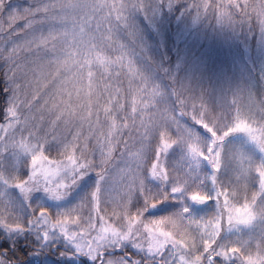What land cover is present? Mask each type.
Listing matches in <instances>:
<instances>
[{
  "label": "rangeland",
  "instance_id": "374dc122",
  "mask_svg": "<svg viewBox=\"0 0 264 264\" xmlns=\"http://www.w3.org/2000/svg\"><path fill=\"white\" fill-rule=\"evenodd\" d=\"M7 1L0 16L8 32L15 20L34 25L39 10L61 4L55 45L44 53L53 57L11 69L12 92L0 106V264H264V139H253L264 138V28L256 23L254 43H240L232 40L238 22L219 13L224 0L202 8L199 25L191 7L187 27L209 36L186 38L164 90V58L146 57L165 41L151 9L137 12L125 0H18L37 7L12 3L3 12ZM49 29L12 34L10 51L32 58ZM201 103L207 124L228 132L217 171L189 149L194 143L207 155L210 147V134L189 116ZM237 116L247 128L234 132ZM165 137L177 142L164 149ZM205 195L212 199L195 202ZM42 208L50 221L78 213L88 246L45 225ZM19 239L29 240L26 256L14 263Z\"/></svg>",
  "mask_w": 264,
  "mask_h": 264
},
{
  "label": "trees",
  "instance_id": "16d2710c",
  "mask_svg": "<svg viewBox=\"0 0 264 264\" xmlns=\"http://www.w3.org/2000/svg\"><path fill=\"white\" fill-rule=\"evenodd\" d=\"M127 6L132 9L136 10H141L143 7L151 9V13L153 14L152 16L154 17V22L153 24V30L154 32H163L165 34V41H160L159 43H155L154 45L149 46L147 49H149V56H146L148 61L154 60L155 62H158L161 57L164 58L159 65L158 69V74L163 77V88L164 90L166 87H172V69L176 61L179 60L180 54L183 52L184 48H187V41L185 43L186 38H189L192 34L193 36H203L204 38H208L209 34H203L199 32V29H202L203 27H197L201 22H203L206 19H202L203 17V12L201 9L203 6V0H125ZM218 0H215L213 5L216 6V2ZM261 1V0H260ZM23 1H18V0H9L6 3H2V10L5 11L9 5L14 3L16 6L20 7H27L30 6L31 8L37 7V5L23 2ZM37 2V0H36ZM225 5L227 7L228 4L230 3H235L237 5L239 4H257V0H224ZM45 4V3H44ZM61 4V3H60ZM60 4L55 6L51 11H45V10H39L38 14L36 12V18L39 20V23L35 22L34 25H30L29 23H25V21L22 20H15L14 26L11 28L12 30L5 31L3 30V27L5 26V21L6 18L0 16V90L4 88V84L6 81L7 85V94H10L12 91L11 86L8 85L10 82L8 78V74L11 71V69H15L17 71L20 69L22 66L25 65V63H28V59L31 60V64H35V61L38 60V58H44L45 61H48L47 58L53 57L49 56V54H44L46 53L47 48H53L56 42V35L52 36L51 34L53 33L52 31H56L57 25L59 23L60 17H57L56 14L58 13V10L60 8ZM197 9V12H201L200 16L201 19L197 22V25L192 28V26L187 27L189 23H192V20L190 18V8ZM191 8V10H192ZM249 9V10H248ZM190 10V11H191ZM77 11V10H76ZM248 11V12H247ZM78 12V11H77ZM251 13V8H246L245 10L241 11L239 16L236 15L235 9L232 10L231 16L234 17V19L238 22V25L240 26V33L235 32L234 37L236 39H232L234 41H239L240 43L243 42L242 39L245 37H248V40H252V43L257 39L259 33H257L258 27H256V23L258 24V21L255 17H249L245 13ZM250 19V20H249ZM177 20V22H176ZM210 20H213L210 18ZM243 20L247 21V24L245 28L243 29ZM62 23V22H61ZM78 23L74 20V24ZM194 23V22H193ZM193 23L191 25H193ZM178 24V25H177ZM181 24V25H180ZM47 25H53L54 29H49L48 30V37L44 41L45 43L42 45H38L35 49L31 51V53H35V55L32 56V58H27V56H21V54H15L10 51V47L8 46L9 39L13 37V39H16L18 35H23L26 33H31V30L34 29L37 26H41L46 29ZM247 27V28H246ZM56 28V29H55ZM95 24L92 27L94 30ZM90 27V30H92ZM197 29V31H196ZM52 30V31H51ZM5 33H8V36L5 35ZM56 33V32H55ZM142 33L148 34V32L142 28ZM15 36H13V35ZM189 34V35H188ZM60 35V34H59ZM150 36V35H149ZM144 37V35H143ZM194 42V41H193ZM186 44V45H185ZM196 44V43H194ZM193 45H190L192 47ZM235 46V45H233ZM183 49V50H182ZM182 50V51H181ZM227 51L228 48H225ZM44 51V52H43ZM181 51V52H180ZM37 52V53H36ZM164 52L168 55L165 56L163 55ZM242 54V52H240ZM231 55L232 53L229 52ZM49 56V57H48ZM47 57V58H46ZM167 57V58H165ZM188 58L187 60H189ZM25 60L24 63L22 61ZM154 63V62H153ZM15 72L13 71V75ZM161 85L159 86V88ZM6 93H0V106H3V99ZM2 234H0L1 238ZM24 240L29 241L28 239H23V240H17V242H14L13 245L15 247H10L14 248L13 251L10 253V259H13L14 261L24 259L26 254L24 253L21 245L23 244ZM32 243L35 244V241L30 240ZM31 248V247H30ZM3 249V246H0V250ZM34 249V248H31ZM50 252V251H49ZM51 253V252H50Z\"/></svg>",
  "mask_w": 264,
  "mask_h": 264
},
{
  "label": "snow or ice",
  "instance_id": "6c2138e0",
  "mask_svg": "<svg viewBox=\"0 0 264 264\" xmlns=\"http://www.w3.org/2000/svg\"><path fill=\"white\" fill-rule=\"evenodd\" d=\"M215 0H206L203 8L205 11H207L209 8L212 7L213 3ZM246 8H251L253 11L252 13H245L248 15L250 18L255 17L261 26V28H264V0H261L259 4H235V3H230L227 5V8L224 7L223 4L220 5L219 7V13L222 17L230 16L232 14V10L235 9V13L237 16H239L240 12L245 10ZM8 90L7 88H3L0 90V93H6ZM181 103H184V101H181ZM200 110L197 111L195 109L189 111V116L190 119L194 122V124L199 125L201 128L206 130L210 136L211 140L209 141L210 147L208 149V154L205 155L196 144H191L189 146L190 152L194 156H199L203 158V160L208 161L211 166L213 167L214 171H217L221 167V152H222V145L225 140V138L228 136V132L226 130H218L216 127V124L218 121H213L210 124H207V122L211 119V117L208 115V107L201 103L200 104ZM189 108H191V105L185 104V110L187 111ZM183 115V112L181 113ZM204 121L203 123H198L197 121ZM207 124V126H206ZM247 128V124L245 123V120L239 116L236 118V122L233 126V131H243ZM211 129V130H210ZM215 133V135H213ZM253 139L261 140L264 138L260 137H253ZM177 141L176 140H169L167 137H165L162 141L163 143V148L168 149L170 146L174 145ZM261 150H264V143L261 144ZM15 187L22 190V191H27L31 192L33 189L31 187L25 188L23 184L17 183L15 184ZM262 187H264V181H262ZM48 191L47 189H45ZM54 195H60L61 191L59 190H53L51 191ZM95 195V193H93ZM209 199H212L210 196H202L200 199L195 200V202H205L208 201ZM154 205L153 207H155ZM51 215V213H45V210L42 208L40 209L38 213L39 219L43 220L45 225L51 224L54 228L60 229L62 232H64L67 236L73 239H78L82 240L83 244L87 247L89 241L87 239H84V234L82 230H80L77 225L74 223L76 219H78L79 214L76 213L75 211L73 212H66L63 213V215L59 217H52V220H48L47 217ZM65 221L73 222L71 224L65 223ZM13 225L15 224L14 221H12ZM8 226V220H5V225ZM18 228V226H16ZM96 230L92 229L89 233L88 236L91 237L92 233H94ZM95 243V241H93ZM91 251V249H89ZM99 255V252H98ZM160 256H163V251L160 252ZM213 259H219V257H213ZM163 260V259H162Z\"/></svg>",
  "mask_w": 264,
  "mask_h": 264
},
{
  "label": "flooded vegetation",
  "instance_id": "af4514ba",
  "mask_svg": "<svg viewBox=\"0 0 264 264\" xmlns=\"http://www.w3.org/2000/svg\"><path fill=\"white\" fill-rule=\"evenodd\" d=\"M154 208L156 209V207H154ZM65 251H67V249H65ZM165 251H166V250L163 251V254H164ZM159 257H161L160 254H159Z\"/></svg>",
  "mask_w": 264,
  "mask_h": 264
},
{
  "label": "water",
  "instance_id": "95a60500",
  "mask_svg": "<svg viewBox=\"0 0 264 264\" xmlns=\"http://www.w3.org/2000/svg\"><path fill=\"white\" fill-rule=\"evenodd\" d=\"M185 213H187V211H185Z\"/></svg>",
  "mask_w": 264,
  "mask_h": 264
}]
</instances>
